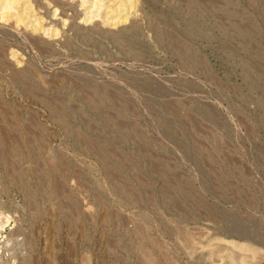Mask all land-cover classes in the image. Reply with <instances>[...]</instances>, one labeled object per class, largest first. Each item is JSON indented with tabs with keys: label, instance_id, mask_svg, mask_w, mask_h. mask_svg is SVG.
Masks as SVG:
<instances>
[{
	"label": "rangeland",
	"instance_id": "rangeland-1",
	"mask_svg": "<svg viewBox=\"0 0 264 264\" xmlns=\"http://www.w3.org/2000/svg\"><path fill=\"white\" fill-rule=\"evenodd\" d=\"M8 2L0 264H264V0Z\"/></svg>",
	"mask_w": 264,
	"mask_h": 264
},
{
	"label": "bare ground",
	"instance_id": "bare-ground-1",
	"mask_svg": "<svg viewBox=\"0 0 264 264\" xmlns=\"http://www.w3.org/2000/svg\"><path fill=\"white\" fill-rule=\"evenodd\" d=\"M8 1H10V0H1V2H4V3H5V6H4V7H6V8L9 7V6L11 7V2H12V1H11L10 3H9ZM17 1H18V0H13V2H16V3H17ZM19 2H21V1H19ZM54 2H55V1H54ZM8 3H9V4H8ZM16 3H14V5H16ZM1 4H2V3H1ZM12 4H13V3H12ZM17 4H18V3H17ZM27 5H28V4H27ZM18 6H19V5H18ZM22 6H23V5H22ZM12 7H13V6H12ZM23 8H24V7H23ZM26 8H27V7H26ZM24 9H25V8H24ZM24 9H22V10H24ZM27 9H28V8H27ZM27 9H26V10H27ZM13 10H14V9H13ZM15 11H16V10H15ZM22 12H23V11H22ZM111 12H112V11H111ZM2 13H3V12H2ZM11 13H12V12H11ZM30 14H31V13H30ZM6 15H7V14H6ZM6 15H5V16H6ZM14 15H16V14H14ZM23 15H24V13H23ZM23 15H21L20 12H19L18 16H17V17L14 16V18H16L17 21L19 20L18 22H20V19H22L21 16H23ZM106 15H107V14H106ZM9 16L13 17L12 15H9ZM9 16H8V17H9ZM31 16H32V15H31ZM3 17H4V16H3ZM8 17H7V18H8ZM23 17H24V16H23ZM112 17H113V16H112ZM4 18H5V17H4ZM110 18H111V17H110ZM0 19H1V18H0ZM25 19H26V17H25ZM8 20H9V19H8ZM22 20H23V19H22ZM3 21H4V20H3ZM9 21H10V20H9ZM13 21H14V20H13ZM25 21H26V20H25ZM27 21H28V20H27ZM112 21H113V20H112ZM23 22H24V21H23ZM23 22H22V23H23ZM104 22H105V21H104ZM107 22H108V21H107ZM110 22H111V21H110ZM111 23H112V22H111ZM118 24H119V23H118ZM16 25H17V24H16ZM112 26H113V25H112ZM41 30H42V29H41ZM37 31H38V30H37ZM33 33H34V32H33ZM33 39H34V38H33Z\"/></svg>",
	"mask_w": 264,
	"mask_h": 264
}]
</instances>
